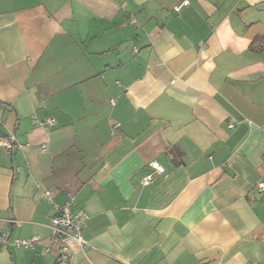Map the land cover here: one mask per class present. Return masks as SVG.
<instances>
[{"label": "crops", "instance_id": "crops-1", "mask_svg": "<svg viewBox=\"0 0 264 264\" xmlns=\"http://www.w3.org/2000/svg\"><path fill=\"white\" fill-rule=\"evenodd\" d=\"M179 1L0 0V264H264V0Z\"/></svg>", "mask_w": 264, "mask_h": 264}, {"label": "built area", "instance_id": "built-area-1", "mask_svg": "<svg viewBox=\"0 0 264 264\" xmlns=\"http://www.w3.org/2000/svg\"><path fill=\"white\" fill-rule=\"evenodd\" d=\"M188 0H180L176 3L173 8L174 10H179L183 5H186ZM39 125H53L54 119L51 117H46L44 120H34ZM118 124L112 127V131ZM15 135L13 133H8L7 135L0 137V146L6 149H10L15 143ZM44 147V144L41 145ZM152 170L146 173L141 178V183L143 185L149 184L153 178L154 174H161L164 171L163 166L157 161L152 160L149 162ZM253 191L262 192L264 191V181H259L254 186ZM43 197L47 200H51V192L45 190L42 193ZM73 203L72 192L66 193V198L61 204L54 205V212L49 218V228L50 234L48 239V244L44 246L45 251L55 249L58 255V264H65L70 259L69 246L71 242L82 243L81 231L85 225L87 214L84 212H78L71 209ZM7 234H0V244L7 242ZM37 236L29 237H16L12 241V245L16 248L30 247L33 248L37 243Z\"/></svg>", "mask_w": 264, "mask_h": 264}, {"label": "trees", "instance_id": "trees-1", "mask_svg": "<svg viewBox=\"0 0 264 264\" xmlns=\"http://www.w3.org/2000/svg\"><path fill=\"white\" fill-rule=\"evenodd\" d=\"M57 260H58V255H57L56 261H57ZM68 262H69V261H68ZM68 262H67V263H68ZM67 263H65V264H67Z\"/></svg>", "mask_w": 264, "mask_h": 264}]
</instances>
